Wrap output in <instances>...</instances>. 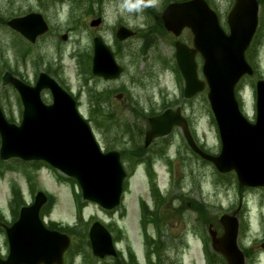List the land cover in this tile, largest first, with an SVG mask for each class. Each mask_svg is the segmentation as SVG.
<instances>
[{"label": "rangeland", "instance_id": "1", "mask_svg": "<svg viewBox=\"0 0 264 264\" xmlns=\"http://www.w3.org/2000/svg\"><path fill=\"white\" fill-rule=\"evenodd\" d=\"M174 1L179 0H0V18L5 21L0 22V102L6 117L16 124L22 118L17 93L10 86L2 84L3 74L9 71L32 82L40 71H47L61 81L66 80L77 93L75 96L80 111L93 125L104 148L125 145L122 124L143 134L135 141L128 142L127 149L144 147L148 118L168 107L182 105L180 99H174L181 94V84L169 63H174L175 38L164 29L161 20L163 8ZM210 1L220 11L221 20L227 26L226 19L233 0ZM31 12L46 14L51 30L39 43L30 46L8 28L6 21ZM260 16L262 36L258 40V51L255 50L250 57L258 70V78L261 75L264 77V4ZM98 18L102 19L101 26L92 27L90 23ZM120 27L131 28L138 32V36L120 43L116 38ZM151 33L159 41L158 47L155 49L149 41V48L145 49L146 42L142 37ZM64 34L67 35L66 41L61 40ZM98 35L112 45L119 63L126 68L119 80L106 87L85 72L86 69L90 71L93 39ZM187 35L186 32L184 36ZM81 67L85 75L81 73ZM86 75L89 78L87 81ZM255 81V78H245L237 89L241 108L251 121L255 120L256 113ZM102 87L104 90L108 87L114 90L113 94H98L105 103L102 105L103 115L95 121L93 109L96 104L91 102L90 95L95 98L96 94H90V89ZM123 89L130 94H121ZM43 98L47 103L51 101L50 94H43ZM182 100L196 136L205 149L211 154L220 152L219 131L212 121L207 93L186 103L183 97ZM110 113L120 118L121 124L110 123ZM172 139L169 148V142L163 139L155 142L149 151L143 152V157L155 160L156 181L154 178L151 180L149 175L145 178L138 173L129 183L126 182V209L122 211L127 212V217L124 219L88 204L82 210V220L79 221L75 204L76 194L81 192L78 185L43 163L26 164L15 159L0 160V212L2 216L3 213L10 216L13 201H16L15 205L19 200L17 192L21 199L25 198L28 202L39 190L43 191L50 201L43 211L44 215H49L45 217L46 222L73 227L68 230L73 242L64 264H114V258L104 260L93 255L87 234L92 223L99 220L108 225L119 220L120 227L128 233L121 239L122 260L128 259L129 244L140 250L136 257L143 260L146 244L143 234L141 238L136 232L137 209L141 206V199L146 200L153 210L158 199L164 197L166 200L162 204L157 203L162 205L160 214L164 219L161 235L167 234L172 245L167 250L169 260L165 264H181V261L182 264H209L204 252L205 239L210 241L211 238L208 228L212 226L222 235L224 230L220 215H231L237 210L242 212H238L237 216L243 225L238 243L243 250L250 248L247 264H259L256 261L264 264V252L261 251L264 242V188L240 189L235 180L228 182L227 178H220L215 167L194 157L183 146L179 136ZM157 145L160 148L153 151ZM148 152H151L150 156H146ZM168 155L174 159H169ZM125 165L129 168L127 162ZM170 165H173L175 172ZM166 171H170V175ZM153 229V225L148 224V233ZM7 251L6 236L0 234V253L6 255ZM154 258L157 259V256ZM219 264H222L221 260Z\"/></svg>", "mask_w": 264, "mask_h": 264}, {"label": "water", "instance_id": "2", "mask_svg": "<svg viewBox=\"0 0 264 264\" xmlns=\"http://www.w3.org/2000/svg\"><path fill=\"white\" fill-rule=\"evenodd\" d=\"M258 9L257 0H236L228 15L229 35L220 27L217 15L204 0L172 3L163 13L168 30L179 35L183 28L189 27L194 34V49L177 44V61L186 83L185 94L192 97L205 87L197 76L195 55L200 52L205 60L203 72L210 88L208 97L219 124L223 148L216 157L200 151L188 135L189 143L221 172L235 169L240 184L251 187L264 186V81L257 82L258 120L255 125L241 114L235 86L242 76L253 74L245 52L257 29ZM99 23L97 20L92 25ZM8 25L32 42L48 30L42 16L35 13L15 18ZM118 35L123 39L132 32L121 29ZM93 73L105 78H116L121 73L112 52L101 39L95 40ZM3 80L20 92L25 111L18 127L7 122L0 108L1 158L45 160L76 178L84 199L106 209L117 206L126 174L118 157L101 152L73 98L45 74L34 88L10 73H6ZM43 88L52 90L53 105L41 101ZM174 124L186 127L177 114L167 111L151 119L150 133L165 135ZM46 200V196L39 193L34 205L21 210L18 222L8 229L9 257L5 261L0 259V264H62L70 240L44 227L39 212ZM221 223L225 232L221 238L213 235L214 248L225 256L228 264H245L237 243V219L223 216ZM90 239L96 256L115 255L111 236L101 224H94Z\"/></svg>", "mask_w": 264, "mask_h": 264}, {"label": "flooded vegetation", "instance_id": "3", "mask_svg": "<svg viewBox=\"0 0 264 264\" xmlns=\"http://www.w3.org/2000/svg\"><path fill=\"white\" fill-rule=\"evenodd\" d=\"M44 18L48 21L47 19V16L46 14L42 13ZM187 32V36L186 37H183L184 34H186ZM183 36L181 38V41L187 43L188 45H192V34L190 32V30L188 29H185L183 31ZM45 35L41 36L38 38V40L36 41L35 44L39 43L42 38H44ZM34 44V45H35ZM96 80L99 84H102L104 87L108 86V85H111L113 84L115 81L114 80H110V81H107L101 77H96ZM57 81L59 82V84L65 88L67 91H69L71 94H76L70 87V85L68 84V82L65 80V81H61L59 79H57ZM104 87L102 88H97L96 91H95V94H113V90L111 87H108L107 90L108 92L105 93V90H104ZM50 92V91H49ZM49 92H45V94H51ZM121 94H130L129 92H127L125 89H123V91L121 92ZM189 121V125L192 126L191 124V121L190 119H188ZM119 124V123H117ZM121 124V123H120ZM123 130H124V135H123V141L125 142V145H123L122 147L121 146H117V147H107L104 149L105 152H108V151H117L120 153V156H121V160L123 162H130L131 160L135 159V158H141L144 156L143 152L144 151H149L153 144L155 142H158V141H161L163 139H153L151 141V143L149 145L146 144V134H147V130H145V134H144V147H138V146H134V147H131L129 150L127 149V143L128 142H132V141H135L136 138H139V137H142L143 134L137 129H132V127L128 126V125H123ZM179 132H177V134L181 137V129H179ZM120 137V136H119ZM183 140V139H182ZM160 144V142H159ZM158 148H160V146H156V148L153 150V151H156ZM151 152H148L146 156H150Z\"/></svg>", "mask_w": 264, "mask_h": 264}, {"label": "trees", "instance_id": "4", "mask_svg": "<svg viewBox=\"0 0 264 264\" xmlns=\"http://www.w3.org/2000/svg\"><path fill=\"white\" fill-rule=\"evenodd\" d=\"M255 45H256V40L254 41V44H253V48H255ZM252 51V50H251ZM251 53V52H250ZM195 206V205H194ZM196 210H198V208H195ZM198 212V211H197ZM199 213V212H198Z\"/></svg>", "mask_w": 264, "mask_h": 264}]
</instances>
